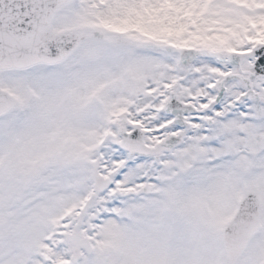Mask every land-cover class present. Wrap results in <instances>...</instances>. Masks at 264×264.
Returning a JSON list of instances; mask_svg holds the SVG:
<instances>
[{"label": "snow or ice", "instance_id": "snow-or-ice-1", "mask_svg": "<svg viewBox=\"0 0 264 264\" xmlns=\"http://www.w3.org/2000/svg\"><path fill=\"white\" fill-rule=\"evenodd\" d=\"M0 264H264V0H0Z\"/></svg>", "mask_w": 264, "mask_h": 264}]
</instances>
